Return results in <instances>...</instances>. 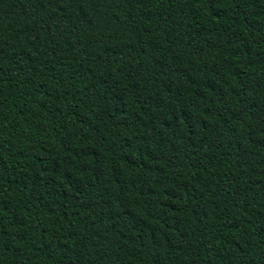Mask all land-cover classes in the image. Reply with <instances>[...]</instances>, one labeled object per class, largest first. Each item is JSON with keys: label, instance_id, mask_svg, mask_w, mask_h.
Masks as SVG:
<instances>
[{"label": "trees", "instance_id": "trees-1", "mask_svg": "<svg viewBox=\"0 0 264 264\" xmlns=\"http://www.w3.org/2000/svg\"><path fill=\"white\" fill-rule=\"evenodd\" d=\"M0 264H264V0H0Z\"/></svg>", "mask_w": 264, "mask_h": 264}]
</instances>
